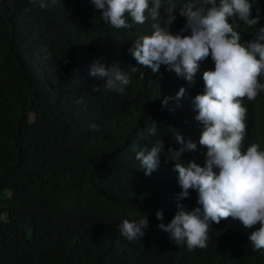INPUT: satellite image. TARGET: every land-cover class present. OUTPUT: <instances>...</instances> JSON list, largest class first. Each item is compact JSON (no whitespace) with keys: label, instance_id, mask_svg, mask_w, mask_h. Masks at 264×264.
Wrapping results in <instances>:
<instances>
[{"label":"trees","instance_id":"trees-1","mask_svg":"<svg viewBox=\"0 0 264 264\" xmlns=\"http://www.w3.org/2000/svg\"><path fill=\"white\" fill-rule=\"evenodd\" d=\"M175 2L178 10L185 0ZM250 3L260 19L251 28L236 22L245 44L264 27V0ZM151 7L149 0L144 24L125 13L130 27L115 29L92 0H0V264H264V249L254 251L249 241L259 224L246 228L231 216L210 222L207 247L192 250L158 228L156 212L163 210V223H170L181 191L173 162L164 157L181 147L172 131L197 142L183 161L204 164L203 125L192 100L204 92L202 75L214 62L210 56L199 62L193 84L165 65L159 73L135 65L134 41L151 34L154 23L165 26L163 8L154 21ZM175 15L173 33L186 23ZM97 61L117 64L131 83L123 91L107 89L106 78L89 75ZM181 87L185 95L177 100ZM241 104L247 109L241 150L252 143L264 150V92ZM154 124L156 135L143 136ZM160 137L165 152L147 176L136 152L147 154ZM197 200L189 189L179 202L202 209ZM145 216L143 237L121 235L123 220Z\"/></svg>","mask_w":264,"mask_h":264},{"label":"clouds","instance_id":"clouds-1","mask_svg":"<svg viewBox=\"0 0 264 264\" xmlns=\"http://www.w3.org/2000/svg\"><path fill=\"white\" fill-rule=\"evenodd\" d=\"M96 9L101 10L100 18L115 29L128 28L125 13L132 17L135 24L145 23V12L149 10V0H92ZM149 12L154 21H158L161 9L166 17L165 26L152 25L151 34L134 41L129 52L140 65L159 73L161 65L168 71H174L193 84L199 68V62L209 56L214 62V70L203 72L205 85L203 93L193 100L195 119L202 123L199 145L206 149L203 166L182 159L185 152L197 151V142L183 137L178 131H172L179 149H165L161 137L151 143L147 154L136 152L139 167L150 176L158 170L161 155L165 162H173V170L178 173L181 187L177 195V212L170 223H163V210L156 212L161 221L158 228L169 235L176 244L186 242L189 250L207 247L210 222L220 223L222 219H239L246 228L259 224V228L249 236L254 251L264 249V150L258 143H252L246 151L241 150L246 133L245 117L247 109L241 100L256 99L264 92V27L255 38L241 43V34L237 31V21L248 27L258 24L260 9L252 16L253 4L250 0H185L177 10L175 0H151ZM45 5L42 3L41 7ZM186 18L179 32L170 31L176 19V13ZM232 18V22H229ZM133 65L131 73L137 68ZM89 75L105 79L104 87L123 91L131 83V76L117 64L105 67L99 61L89 70ZM93 90H99L94 85ZM185 95L181 87L176 99ZM170 97L161 103L166 106ZM95 127V126H93ZM156 124L146 129L143 136H155ZM218 169L219 171H214ZM189 189L198 194L197 203L202 205L192 210L179 201L189 197ZM149 226L147 216L138 222L127 219L118 226L122 236L128 240L140 239Z\"/></svg>","mask_w":264,"mask_h":264}]
</instances>
